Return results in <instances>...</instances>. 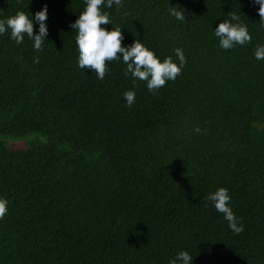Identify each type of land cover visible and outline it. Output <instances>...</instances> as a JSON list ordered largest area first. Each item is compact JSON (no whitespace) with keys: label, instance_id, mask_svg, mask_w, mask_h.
Returning <instances> with one entry per match:
<instances>
[{"label":"trees","instance_id":"trees-1","mask_svg":"<svg viewBox=\"0 0 264 264\" xmlns=\"http://www.w3.org/2000/svg\"><path fill=\"white\" fill-rule=\"evenodd\" d=\"M0 264H264V0H0Z\"/></svg>","mask_w":264,"mask_h":264},{"label":"clouds","instance_id":"clouds-1","mask_svg":"<svg viewBox=\"0 0 264 264\" xmlns=\"http://www.w3.org/2000/svg\"><path fill=\"white\" fill-rule=\"evenodd\" d=\"M164 60H165L166 77L179 78L182 75L183 69L177 66L176 60L175 59H164Z\"/></svg>","mask_w":264,"mask_h":264},{"label":"rangeland","instance_id":"rangeland-1","mask_svg":"<svg viewBox=\"0 0 264 264\" xmlns=\"http://www.w3.org/2000/svg\"><path fill=\"white\" fill-rule=\"evenodd\" d=\"M13 145H14V146H17V145H20V143H14Z\"/></svg>","mask_w":264,"mask_h":264}]
</instances>
